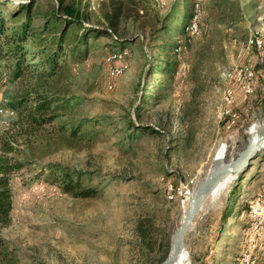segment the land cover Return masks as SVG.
I'll list each match as a JSON object with an SVG mask.
<instances>
[{
	"label": "rangeland",
	"instance_id": "374dc122",
	"mask_svg": "<svg viewBox=\"0 0 264 264\" xmlns=\"http://www.w3.org/2000/svg\"><path fill=\"white\" fill-rule=\"evenodd\" d=\"M29 1L0 0L8 33L31 16L32 26H42L38 9L58 5L57 0H33L36 6L11 22L10 11ZM64 4L78 5L88 16L85 21L106 28L108 15L117 12L118 39L92 33L60 58L63 70L50 79L62 95L72 97L69 113L90 120L91 136L73 146H21L31 163L12 176V222L0 227V235L17 264H161L220 148L226 147L223 158H233L247 145L251 128L264 121V41L256 47V38L264 39V0ZM195 16L199 30L191 33L187 27ZM76 34L71 30L67 41H75ZM123 46L128 68L110 77L107 56ZM26 47L36 51L31 39ZM168 63L176 64L171 72L162 70ZM39 65L30 53L26 73L15 78L12 54L0 57V75L8 74L4 104L13 107L34 82L29 70ZM244 66H249L246 91L239 79ZM228 91L233 102L226 105ZM129 116L161 133L136 130ZM14 119L0 125V139L12 131ZM258 155L215 199L207 198L185 239L187 264H264V231L255 229L258 217L250 213L255 202H264V148ZM51 163L86 172L84 185L97 187V193L83 198L64 192L49 179L46 165Z\"/></svg>",
	"mask_w": 264,
	"mask_h": 264
},
{
	"label": "trees",
	"instance_id": "16d2710c",
	"mask_svg": "<svg viewBox=\"0 0 264 264\" xmlns=\"http://www.w3.org/2000/svg\"><path fill=\"white\" fill-rule=\"evenodd\" d=\"M57 1L58 5H53L51 9L42 11L39 8L36 12L37 16H44L42 26H32L30 20L33 17L31 16L27 21L13 28L12 33H8L2 9L0 10V57L12 54L15 60L13 76L21 78L26 73L25 69H28V67H25L24 63L30 53L32 59L39 58L40 61L39 69L34 67L29 70L34 82H31L28 88L17 96L12 103L13 108L17 110L12 131L4 133L0 139V227L8 226L12 222V176L25 165L31 163L29 157L21 150V146L22 148L31 146L32 149L40 146L43 149L50 148L52 145L57 147L67 144L73 146L91 136V132L86 127L90 120L84 117L76 118L69 113L72 97L62 95L61 91L57 89L56 84L58 83L50 79V77L63 70V65L59 61L60 58L69 53L70 47L78 48L81 40L82 43H85L92 33L97 37L104 35L118 39L115 36L118 24L117 12L108 15L109 28L100 27L85 21L88 16L82 14V10L78 5H66L64 0ZM32 2L33 0H30L26 5L22 2L18 9L10 11V21H17L24 9L29 11V8L36 6ZM7 3H10V1ZM173 13L174 10L167 13L165 20ZM80 26L84 29L81 33L76 34ZM71 30L76 34L75 41H67ZM153 33H157V31L154 30ZM30 39L32 40V47L36 51H29L26 47ZM4 45L8 47L5 53L3 52ZM125 48L126 46L120 47L114 52H120ZM175 67V63H168L162 70L171 72ZM143 104L142 98L136 106L137 114L141 111ZM127 119L129 124L133 125L136 130H151L153 133H161L159 129L150 125L135 123L130 116ZM253 160L250 161L245 170L252 166L250 164ZM46 167L49 170V179L59 183L64 192L68 194L86 198L95 195L98 191L97 187L84 185L83 178L86 172L72 169L60 163H51ZM235 193L236 188H233L230 191V203L234 201ZM223 216V219L227 218L228 213H224ZM0 264H17L13 250L9 248L7 240L1 235ZM200 264H203L202 260H200Z\"/></svg>",
	"mask_w": 264,
	"mask_h": 264
},
{
	"label": "water",
	"instance_id": "95a60500",
	"mask_svg": "<svg viewBox=\"0 0 264 264\" xmlns=\"http://www.w3.org/2000/svg\"><path fill=\"white\" fill-rule=\"evenodd\" d=\"M262 148H264V121L251 134L247 145L236 156L228 160L214 158L211 170L198 182L190 198L189 209L187 208L185 211L181 225L176 227L171 237L169 253L161 264H175L177 262L179 255L186 247V236L214 187L223 179L235 178L243 172L250 161L258 156Z\"/></svg>",
	"mask_w": 264,
	"mask_h": 264
},
{
	"label": "built area",
	"instance_id": "2783aa9c",
	"mask_svg": "<svg viewBox=\"0 0 264 264\" xmlns=\"http://www.w3.org/2000/svg\"><path fill=\"white\" fill-rule=\"evenodd\" d=\"M196 6L198 7V3H196ZM187 30L191 33H196L199 30L197 16L190 22V24L187 27ZM264 41V39L256 38V47L258 49V42ZM128 54L127 48L123 49L120 52H111L107 56V61L109 64L108 67V73L110 77H118L121 76L128 68V64L126 63V56ZM119 61V62H118ZM247 67L244 66L240 68L239 71V79L245 80V83L243 85V88L246 91V85H247ZM8 80V74L6 72H3L0 75V125L2 126H8L10 124V121L16 117L17 111L15 108L6 105L3 103V96L2 92L4 89V84L7 83ZM224 100L226 105H229L233 102V94L232 91H228L225 96ZM230 110L227 109L226 113H229ZM223 147V146H222ZM224 148L226 150V147L224 145ZM260 203H264L261 201L255 202L256 204V211H258V218L255 219V229H261L264 231V228H262V219L264 218V210H260ZM244 252H243V260H244Z\"/></svg>",
	"mask_w": 264,
	"mask_h": 264
},
{
	"label": "bare ground",
	"instance_id": "6f19581e",
	"mask_svg": "<svg viewBox=\"0 0 264 264\" xmlns=\"http://www.w3.org/2000/svg\"><path fill=\"white\" fill-rule=\"evenodd\" d=\"M258 125V124H257ZM253 126L251 128V132L252 134L256 131V129L259 127V126ZM224 147H221L220 150L218 151L217 153V156H216V159L217 160H222L224 159L223 156H224ZM232 179H234L233 177H227L225 179H223L219 184H217L214 189L212 190V192L210 193L209 195V199L213 200L215 199L219 194L220 192L227 186V184L229 183V181H231ZM260 210H264V205H261L260 204ZM250 213L255 216V217H258V211H256V205H253L251 206V209H250ZM182 223V222H181ZM180 224L177 225V227H179ZM187 260H188V251L187 249L185 248L183 250V252L179 255L178 257V260L175 264H187Z\"/></svg>",
	"mask_w": 264,
	"mask_h": 264
}]
</instances>
